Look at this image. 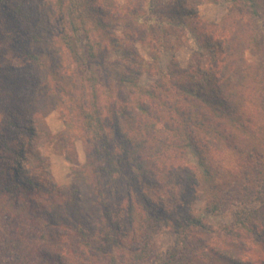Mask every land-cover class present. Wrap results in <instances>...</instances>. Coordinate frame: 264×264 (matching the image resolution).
<instances>
[{
  "label": "trees",
  "instance_id": "obj_1",
  "mask_svg": "<svg viewBox=\"0 0 264 264\" xmlns=\"http://www.w3.org/2000/svg\"><path fill=\"white\" fill-rule=\"evenodd\" d=\"M203 1L227 3L226 15L203 22L198 0H0V158L26 166L0 186V216L32 232L1 241L0 264H149L161 227L177 234L166 264H264V57L252 25L264 0ZM180 48L186 67L172 58L157 71L158 51ZM143 75L155 79L141 87ZM52 109L65 148L89 153L68 186L31 173L30 145L12 148L19 112L48 139ZM201 184L204 211L233 218L221 242L180 199ZM62 232L78 243L60 246Z\"/></svg>",
  "mask_w": 264,
  "mask_h": 264
},
{
  "label": "rangeland",
  "instance_id": "obj_2",
  "mask_svg": "<svg viewBox=\"0 0 264 264\" xmlns=\"http://www.w3.org/2000/svg\"><path fill=\"white\" fill-rule=\"evenodd\" d=\"M123 1V0H120ZM172 0H162L163 4H168ZM200 4L198 6L199 18L203 22L218 23L227 13L225 2L219 4L209 3L207 1L198 0ZM260 11L258 16H254L252 25L255 28V31L258 35L257 50L259 57H264V13ZM114 30L117 35H120L122 26H114ZM140 54L147 60L151 61L149 57V51L147 47L139 48ZM158 59L155 63L157 71L164 70L165 67L169 64L172 58H175L179 63L181 68L186 67L189 52L185 48H180L178 50H159ZM257 56V55H256ZM111 62L110 58L108 61H104V65L108 68V64ZM104 66V67H105ZM100 67H98V70ZM102 77V76H101ZM102 79V78H101ZM154 76L143 75L139 79V85L145 87L150 85ZM105 81V80H103ZM0 82V93L4 92L6 87H4ZM1 96V94H0ZM28 106L32 111L40 110L42 111L41 102L29 101ZM43 107H46L43 104ZM24 106L22 110L26 109ZM44 113V112H43ZM20 118L18 120L19 124H23V129H17L16 132L10 134V138L14 140L12 148L19 150L20 146H29L34 153L39 157L40 164L39 168L32 170L31 173L40 178L45 179L51 183L56 184L57 186H68L74 182V176L71 172V169L77 168L81 169L82 166L89 163V153L85 148L84 143L81 141H76L73 143L71 148H65L63 141L60 137V134L63 130L62 117L60 113L56 110L45 111L44 114V123L48 128L51 138H35V136L30 135L29 131L31 128L30 124L24 123L26 117L24 114L20 113ZM259 126H262L264 130V118L259 122ZM189 159L192 165H195V156L191 151H189ZM25 166L24 160L18 156L13 157L11 153H6L3 157L0 158V186L3 183H12L18 179L17 177V168L16 165ZM196 179H199L196 176ZM203 184L196 189V191H185L184 197L180 198L185 201L187 204H190L191 210L193 211L196 217H201L206 223H208L215 231V238H212L213 242H221L222 228L233 223V218L229 214H221L218 216L209 215L204 211V198H203ZM227 189H225L226 191ZM225 193V192H224ZM254 207V202L251 203ZM61 233L62 243L60 246L63 247L64 243L67 244H76L78 243V237L75 234L63 235ZM32 232L30 229L24 225H18L16 222L5 219V217L0 216V243L3 241L6 243V246H9V242L22 239V241H27L31 238ZM155 245H156V256L150 260L149 264H166L168 262V256L173 248V245L176 240V232L170 228L161 227L155 232ZM221 237V238H220ZM58 245V246H59ZM0 248H3L0 246ZM61 249V248H60ZM9 264H18L14 261V258L10 261ZM195 264H205L202 261L196 262Z\"/></svg>",
  "mask_w": 264,
  "mask_h": 264
}]
</instances>
